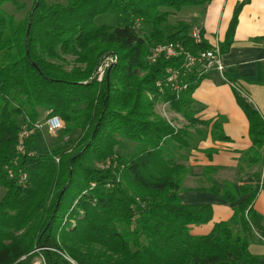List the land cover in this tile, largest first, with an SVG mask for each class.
<instances>
[{
	"label": "trees",
	"instance_id": "trees-1",
	"mask_svg": "<svg viewBox=\"0 0 264 264\" xmlns=\"http://www.w3.org/2000/svg\"><path fill=\"white\" fill-rule=\"evenodd\" d=\"M28 1L0 0V264H30L29 254L42 247L78 264H261L251 246L264 244V217L255 209L264 190V118L237 96L252 142L238 170L253 171L252 181L216 182L217 169L203 168L210 177L198 190L235 207L230 220L194 236L191 229L210 223L213 209L182 202L191 175L185 153L209 133L215 142L228 138L218 122L209 129L210 122L195 118L192 95L206 76L193 72L179 97L161 93L156 82L181 62L148 60L159 44L181 43L193 53L212 49L204 39L195 44L191 24L171 20L211 0ZM8 3L21 16L6 13ZM243 6L219 46L222 55L234 44ZM107 15L116 17L115 25L96 24ZM110 57L116 62L109 77L98 82L96 72ZM159 102L188 127L177 129L158 116ZM47 113L60 117L63 130L43 143L40 135L29 139L27 146H38L36 156H19L23 124ZM125 141L135 144L127 162L118 153ZM9 168L16 177L27 174V186L11 179ZM44 255L49 264H69L57 253Z\"/></svg>",
	"mask_w": 264,
	"mask_h": 264
},
{
	"label": "crops",
	"instance_id": "crops-1",
	"mask_svg": "<svg viewBox=\"0 0 264 264\" xmlns=\"http://www.w3.org/2000/svg\"><path fill=\"white\" fill-rule=\"evenodd\" d=\"M242 3L244 6L239 15L234 44L227 54L222 55L225 72H229L228 77L235 88L225 80V72L221 75L212 71L192 95L193 107L197 110L195 118L210 122L209 129L218 122L228 138L224 142H215L209 133L205 140L198 142L197 150L188 155L185 153L188 160L184 163L190 168L191 175L184 180L180 198L186 205H211L213 209L210 223L191 229L194 236L208 235L216 224L230 220L235 207L198 190L210 177L203 176V168L217 169L211 175L216 182L252 181L253 171L240 174L238 170L242 153L252 148V142L249 123L238 105L237 96L247 98L264 118V0H211L206 5L188 7L190 24L194 29L202 30V38L215 48L225 41L234 12ZM190 131L194 133V128ZM210 150H216L211 157L207 154ZM262 169L264 184V167ZM255 209L264 217V190L255 202ZM251 251L264 264V244L255 243Z\"/></svg>",
	"mask_w": 264,
	"mask_h": 264
},
{
	"label": "built area",
	"instance_id": "built-area-1",
	"mask_svg": "<svg viewBox=\"0 0 264 264\" xmlns=\"http://www.w3.org/2000/svg\"><path fill=\"white\" fill-rule=\"evenodd\" d=\"M191 36L195 44H200L202 42L203 38L201 30L194 29ZM161 59H172L181 62V65L177 67H170L167 69L165 76L156 82V87L161 93H164L165 90L168 89L176 97H179L183 92L188 90L190 86L188 79L193 72L196 71L199 76H207V74L212 71H216L223 75L226 70L219 47L193 53L186 49L181 43L159 44L152 48L148 60L150 64H156ZM115 62V59L110 57L102 63L95 75L98 82L104 80L108 69L115 64ZM63 128L64 124L60 117L51 115L50 113H47L41 121L24 123L18 137V143L16 146L17 154L23 157H35L38 146H27L28 140L40 135L42 140L41 143H43L47 134L56 135L60 133ZM57 162H59V160ZM17 165L16 160L14 161V166L17 167ZM18 173L19 174L16 177L15 170L11 168L7 169L8 176L11 179L17 180L19 186H27V174L21 171ZM45 252L57 253L69 264H78L68 254L46 247L35 249L29 254V256H34V259L30 264H49L44 255ZM25 258L26 257L23 259Z\"/></svg>",
	"mask_w": 264,
	"mask_h": 264
},
{
	"label": "rangeland",
	"instance_id": "rangeland-1",
	"mask_svg": "<svg viewBox=\"0 0 264 264\" xmlns=\"http://www.w3.org/2000/svg\"><path fill=\"white\" fill-rule=\"evenodd\" d=\"M23 1H28V0H23ZM47 1L50 3H65L66 2V0H47ZM3 10L6 13H8L9 15H16V17L21 16V13H20V11L17 10V7L11 3L5 4L3 7ZM189 10H190V8L187 7L181 13L176 14L174 17H172L171 20L173 21V23L185 21L186 23L190 24L192 21L190 19H187ZM115 23H116V17L114 15L102 16V17H99L96 19L97 25L113 26V25H115ZM245 99H247V98H245ZM155 112L158 116H160L161 118L170 122L172 124V126L177 128V129L188 127L187 121L181 115H177L174 111H172L171 108L169 107V104H167V103H164V102L157 103V105L155 107ZM43 117H45V116H43ZM58 134H56V135H58ZM46 136L48 139V137L49 136L51 137L52 135L47 134ZM123 146H124V149L123 148L118 149V153H119V156L121 157L122 161L127 162L135 154V144L130 142V141H125ZM181 153H184V152L182 151ZM103 167H105V166H101V168H103ZM257 169L259 170V169H261V167H259ZM4 193H5V191L0 187V200L3 197ZM65 208H66V206L64 207V209ZM66 221H68V217H65L64 222H66ZM73 224H75V223H73Z\"/></svg>",
	"mask_w": 264,
	"mask_h": 264
},
{
	"label": "water",
	"instance_id": "water-1",
	"mask_svg": "<svg viewBox=\"0 0 264 264\" xmlns=\"http://www.w3.org/2000/svg\"><path fill=\"white\" fill-rule=\"evenodd\" d=\"M113 66V65H112ZM112 66L108 69V71H107V76L109 77V74H110V71H111V69H112Z\"/></svg>",
	"mask_w": 264,
	"mask_h": 264
}]
</instances>
